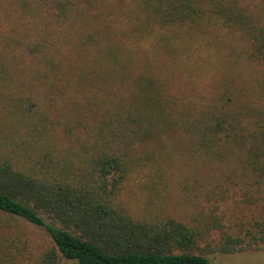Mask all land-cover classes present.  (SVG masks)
Returning a JSON list of instances; mask_svg holds the SVG:
<instances>
[{
	"label": "trees",
	"instance_id": "obj_1",
	"mask_svg": "<svg viewBox=\"0 0 264 264\" xmlns=\"http://www.w3.org/2000/svg\"><path fill=\"white\" fill-rule=\"evenodd\" d=\"M123 2L0 0V264L264 250V0Z\"/></svg>",
	"mask_w": 264,
	"mask_h": 264
},
{
	"label": "rangeland",
	"instance_id": "obj_2",
	"mask_svg": "<svg viewBox=\"0 0 264 264\" xmlns=\"http://www.w3.org/2000/svg\"><path fill=\"white\" fill-rule=\"evenodd\" d=\"M115 5L119 8L124 6L123 0H115ZM177 87H180L177 84ZM32 238L34 242L42 243L46 236L43 230L32 228ZM211 264H264V250L248 252L235 255H215L210 257ZM63 264H78L77 261H66Z\"/></svg>",
	"mask_w": 264,
	"mask_h": 264
}]
</instances>
